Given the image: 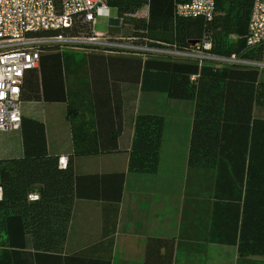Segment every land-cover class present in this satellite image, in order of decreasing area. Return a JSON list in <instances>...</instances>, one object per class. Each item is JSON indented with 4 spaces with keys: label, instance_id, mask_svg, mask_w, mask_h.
<instances>
[{
    "label": "crops",
    "instance_id": "crops-1",
    "mask_svg": "<svg viewBox=\"0 0 264 264\" xmlns=\"http://www.w3.org/2000/svg\"><path fill=\"white\" fill-rule=\"evenodd\" d=\"M148 11L146 5L137 15L147 16ZM109 26L116 24L109 22ZM71 50L66 54V49L61 51L67 100L46 99L42 91L38 100L25 99L31 92L28 75L23 84L22 115L44 122L49 152L54 155H72V129L82 120L84 127L94 131L96 143L110 145L116 140V151L73 157L77 174H99L96 178L100 188L110 190L112 195L75 200L61 251L35 246L33 233L42 234L43 229L32 224L13 226V234H20L25 244L12 248L21 253L20 261L5 264H61L55 254L84 256L86 261L81 259L84 262L76 264H102V259L107 262L110 254L111 264H264L262 255L240 256L235 244L211 239L214 216H219L215 231L222 232L221 220L230 222L239 202L232 198L215 201L206 190L208 181L217 182V165L212 169L189 166L195 101L142 91L138 56L84 51L76 55ZM53 59L55 55L43 59L47 83L53 84L50 88L47 85L49 95L55 91L52 86L60 84V79L54 83L55 78L50 75ZM78 64L80 74H76ZM74 84L78 86L72 87ZM69 107L77 109V120H70ZM140 112L164 116L159 167L154 173L129 170L133 121ZM255 119L260 123L259 130H254ZM248 122L242 180L244 197L252 213L253 206L257 213V208L262 209L264 204V106L255 104ZM23 153L21 129L0 131V158L19 157ZM227 170L228 186L240 188L241 180L231 164ZM118 172L124 173L121 187ZM152 238H161V243L150 241ZM109 240L113 241L111 249Z\"/></svg>",
    "mask_w": 264,
    "mask_h": 264
},
{
    "label": "trees",
    "instance_id": "trees-1",
    "mask_svg": "<svg viewBox=\"0 0 264 264\" xmlns=\"http://www.w3.org/2000/svg\"><path fill=\"white\" fill-rule=\"evenodd\" d=\"M187 1L107 0V4L123 19L125 29H129L127 34L138 36L140 40L191 48L207 35L212 42L210 51L213 53L261 57L260 49L246 47L253 0H215V13L210 20L202 16H177L176 4ZM146 5L149 7L148 15H137ZM193 41L196 44H192ZM48 55L56 56V59L50 60L53 66L50 75L55 78L54 83L60 79L58 87L52 86L55 91L51 95L47 94V85L50 88L53 84L47 83L49 78L43 67V59ZM138 60L141 70L138 80L142 91L163 92L170 97L195 101L189 166L212 169L217 165L218 178L221 180L217 178L216 184L208 181L206 190L211 192L215 201L232 198L239 202L236 204L234 218L230 222L221 220L219 226L222 232L215 231L219 216H214L211 239L235 244L240 256H264V204L262 209L257 208V213L253 206L252 213L249 201L244 197L246 192L242 180L245 135L250 131L248 120L255 104L264 106V72L255 68L215 67L207 63L200 66L195 61L166 56L146 59L139 57ZM39 66L38 70H28L24 75L22 93L27 76L31 78V92L24 98L38 100L42 91V97L46 99L66 101L63 53L44 52ZM94 81L95 78L92 79V86ZM21 98L23 100L22 94ZM68 115L71 121L77 120V109L69 107ZM133 122L129 170L154 173L159 167L164 116L140 112ZM258 123L256 119L253 121L254 130H259ZM20 129L23 135V155L0 158V246L3 247L0 251V264L20 261L18 255L21 253L12 248L24 246L25 241L20 234H13V226L32 224L38 230L43 229L42 234L33 233L35 246L44 247L45 250L54 247L56 251H61L67 238L75 200L108 198L112 195L110 190L100 188V180L96 178L99 174H77L73 157L116 151V140L110 145L96 143L94 131L84 127L83 120L78 121L72 129L73 153L67 156V167L60 168V156L49 152L43 121L22 117ZM228 164L232 165L241 180L238 189L228 186ZM116 175L120 177L118 187H121L124 173L118 172ZM31 193H37L39 198L30 200ZM103 234L107 236L105 230ZM152 240L161 243L162 239ZM109 244L111 249L113 241L109 240ZM55 256L61 259V264L86 261L80 254ZM102 264H111V254L107 262L102 259Z\"/></svg>",
    "mask_w": 264,
    "mask_h": 264
},
{
    "label": "built area",
    "instance_id": "built-area-1",
    "mask_svg": "<svg viewBox=\"0 0 264 264\" xmlns=\"http://www.w3.org/2000/svg\"><path fill=\"white\" fill-rule=\"evenodd\" d=\"M215 6V0H188L177 3L175 13L179 17L202 16L210 20ZM110 16L107 0H0V131L20 129L24 75L39 67L41 55L47 51L72 49L135 55L142 59L166 56L195 61L200 66L207 63L215 67L255 68L264 72V0H253L246 36V47L260 49V58L213 53L207 35L191 48H180L176 44L95 29L99 17L110 20ZM121 25L122 18L118 26L109 27L120 28ZM67 164L68 157L60 156L59 167L66 168ZM38 198L37 193L29 195L30 200Z\"/></svg>",
    "mask_w": 264,
    "mask_h": 264
},
{
    "label": "rangeland",
    "instance_id": "rangeland-1",
    "mask_svg": "<svg viewBox=\"0 0 264 264\" xmlns=\"http://www.w3.org/2000/svg\"><path fill=\"white\" fill-rule=\"evenodd\" d=\"M114 17H117L116 15V12L114 10H111V16L110 18H114ZM95 29L98 30V31H109L110 28H109V18L107 17H99L97 19V23L95 25ZM128 28L125 29V27L123 29H112L110 32L112 34H116V35H120V34H124V35H127L128 33ZM71 50V49H66L65 52H63L64 54L66 53H69L68 51ZM71 51H75L77 53H74L76 55H82L83 54V50H71ZM85 53V51H84ZM82 57V56H80ZM77 68H79L78 72L76 74H80V72L82 71L81 69V64H78ZM78 85H73L72 87H77Z\"/></svg>",
    "mask_w": 264,
    "mask_h": 264
},
{
    "label": "water",
    "instance_id": "water-1",
    "mask_svg": "<svg viewBox=\"0 0 264 264\" xmlns=\"http://www.w3.org/2000/svg\"><path fill=\"white\" fill-rule=\"evenodd\" d=\"M109 22L112 23V24H116V25H118L119 22H120V18H119V17L111 18V19L109 20ZM192 44H196V41H193Z\"/></svg>",
    "mask_w": 264,
    "mask_h": 264
}]
</instances>
